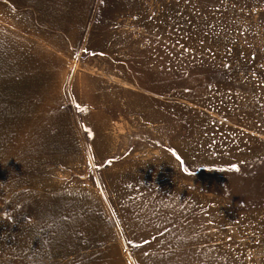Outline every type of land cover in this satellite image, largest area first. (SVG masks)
Returning <instances> with one entry per match:
<instances>
[{"label": "rangeland", "instance_id": "374dc122", "mask_svg": "<svg viewBox=\"0 0 264 264\" xmlns=\"http://www.w3.org/2000/svg\"><path fill=\"white\" fill-rule=\"evenodd\" d=\"M0 264H264V0H0Z\"/></svg>", "mask_w": 264, "mask_h": 264}, {"label": "snow or ice", "instance_id": "6c2138e0", "mask_svg": "<svg viewBox=\"0 0 264 264\" xmlns=\"http://www.w3.org/2000/svg\"><path fill=\"white\" fill-rule=\"evenodd\" d=\"M234 169L237 170V171L239 170L238 167H236V166H234Z\"/></svg>", "mask_w": 264, "mask_h": 264}]
</instances>
